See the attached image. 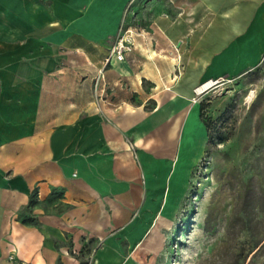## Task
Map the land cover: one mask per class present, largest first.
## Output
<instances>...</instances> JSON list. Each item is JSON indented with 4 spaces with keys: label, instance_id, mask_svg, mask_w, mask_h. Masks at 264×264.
I'll use <instances>...</instances> for the list:
<instances>
[{
    "label": "crops",
    "instance_id": "obj_1",
    "mask_svg": "<svg viewBox=\"0 0 264 264\" xmlns=\"http://www.w3.org/2000/svg\"><path fill=\"white\" fill-rule=\"evenodd\" d=\"M263 50L264 0H0V264H150L208 139L195 88Z\"/></svg>",
    "mask_w": 264,
    "mask_h": 264
},
{
    "label": "rangeland",
    "instance_id": "obj_2",
    "mask_svg": "<svg viewBox=\"0 0 264 264\" xmlns=\"http://www.w3.org/2000/svg\"><path fill=\"white\" fill-rule=\"evenodd\" d=\"M259 54L246 70L212 78L209 90L194 93L208 139L193 144L180 205L163 221L170 229L150 264H264V50Z\"/></svg>",
    "mask_w": 264,
    "mask_h": 264
},
{
    "label": "built area",
    "instance_id": "obj_3",
    "mask_svg": "<svg viewBox=\"0 0 264 264\" xmlns=\"http://www.w3.org/2000/svg\"><path fill=\"white\" fill-rule=\"evenodd\" d=\"M137 35V28L124 27L120 28L113 46L109 50L105 62L108 64L111 60L123 62L127 57L135 51V37Z\"/></svg>",
    "mask_w": 264,
    "mask_h": 264
},
{
    "label": "bare ground",
    "instance_id": "obj_4",
    "mask_svg": "<svg viewBox=\"0 0 264 264\" xmlns=\"http://www.w3.org/2000/svg\"><path fill=\"white\" fill-rule=\"evenodd\" d=\"M214 84L215 83H213L212 81H206L202 86L198 87V89L195 92L199 94L204 93L207 90H209Z\"/></svg>",
    "mask_w": 264,
    "mask_h": 264
},
{
    "label": "trees",
    "instance_id": "obj_5",
    "mask_svg": "<svg viewBox=\"0 0 264 264\" xmlns=\"http://www.w3.org/2000/svg\"><path fill=\"white\" fill-rule=\"evenodd\" d=\"M26 221V220H25Z\"/></svg>",
    "mask_w": 264,
    "mask_h": 264
}]
</instances>
